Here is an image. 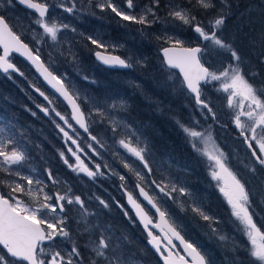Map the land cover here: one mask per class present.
Returning a JSON list of instances; mask_svg holds the SVG:
<instances>
[{
	"label": "snow or ice",
	"instance_id": "snow-or-ice-1",
	"mask_svg": "<svg viewBox=\"0 0 264 264\" xmlns=\"http://www.w3.org/2000/svg\"><path fill=\"white\" fill-rule=\"evenodd\" d=\"M15 4L26 6L37 15L23 27V31H19L17 25L10 24L9 18L0 13V72L9 79L13 78V74L27 79L25 72L14 62L13 54L18 53L58 94L50 98L37 83L29 81L32 92L46 102L33 101L35 107L52 121L65 138L67 153L59 151L63 164L77 175L83 173L94 183L97 179L118 178L119 189L127 197V205L143 224L148 243L160 255L163 264H213L200 245L182 235L183 226L171 205H175L181 213L190 210L199 216L207 222L211 236L224 242L227 238L220 234L217 227L220 221L207 214L186 182L172 174L171 159L157 160L143 132L126 118L127 101L109 102L108 99L100 100L82 94L69 74L60 71L61 62L67 61L76 66L77 75L81 74L77 53L73 51L75 45L59 35L66 31L76 34V28L50 17L47 0H0V8L5 10ZM54 6L69 14L97 8L101 12L110 10L121 21L140 25L142 36L154 39L158 45H167L160 50L164 65L179 70V84L176 86L182 92L186 90L194 99V111L205 122L212 121L203 130H199L201 122L195 118L191 125L186 126L180 121L177 124L193 151L214 162L210 175L217 181L216 186L226 199L231 216L242 225L238 230L248 238L250 247L246 252L249 264H264V225L258 226L256 222V217L264 212V90L251 82L261 74L248 67L236 43L241 37L230 38L227 35L229 20L239 12L242 38L249 41L252 49L259 45L257 63L264 65V0L258 3L249 0L243 5L240 0H187L185 5L175 4L172 0L167 4H163L162 0H149L142 8L136 0H123L122 5L116 0H87L86 4L80 5L77 0H54ZM162 7L167 9L168 18L179 21L195 34L198 41L195 47H185L186 41L178 31L165 29L154 34L146 31L161 22L159 13ZM241 7L243 11H240ZM201 12L210 17L206 23L200 18ZM257 23L260 25L259 33L250 37L244 28L255 32ZM29 32L31 39L26 37ZM78 35L83 36V33ZM86 40L100 49L94 55L105 65L122 68L144 65L142 59L113 55L112 52L120 45H110L91 35ZM213 54L226 59L220 69L211 70L210 65L202 62L205 56ZM83 79L87 81L89 77L84 75ZM216 83L220 85L217 91L228 93L229 108H235L234 98L242 97L241 110L233 114L232 124L237 133L236 139L245 149V158L239 163L247 175L233 170L232 158L213 139V125L225 129L229 127L227 123L220 122L210 96L206 95L207 87ZM60 97L70 108V117L56 108L54 100ZM29 99H32L31 95ZM24 109L33 117L37 116L31 108L24 106ZM26 139L27 134L22 127L11 120L3 122L0 118V185L9 189L7 196L0 193V264H135L126 252L127 235L117 234L112 224L100 220V211L110 212L113 207L119 208L126 218L132 220L127 207L115 198L108 200L93 194L88 201H97L98 209L90 211L85 199L73 193L70 186L64 191H46L48 184L36 174L35 167H30L28 174L22 171L30 165L24 143ZM201 143H211L213 152L202 149ZM105 152L112 156L113 161L119 162L123 171L104 159ZM81 155L94 166L85 164ZM97 159L104 162L96 163ZM44 171L47 181L53 186L61 183L51 168ZM137 192L138 195L135 194ZM19 196H28L34 206L27 205ZM72 210L76 212L75 216H69ZM73 220L76 223L75 238L70 227ZM153 229L159 230L160 234ZM84 237L82 247L79 240ZM65 241L71 242L67 250L60 247V243ZM174 241H179V245ZM178 246L183 247L185 255L175 251ZM243 249L240 242L232 241L229 249L233 253L231 264H244L239 255Z\"/></svg>",
	"mask_w": 264,
	"mask_h": 264
},
{
	"label": "rangeland",
	"instance_id": "rangeland-1",
	"mask_svg": "<svg viewBox=\"0 0 264 264\" xmlns=\"http://www.w3.org/2000/svg\"><path fill=\"white\" fill-rule=\"evenodd\" d=\"M56 2H58V0H56ZM148 2L149 1L136 0V3L141 8L144 5L148 4ZM77 3L78 5L86 4L87 0H77ZM49 4L50 17L56 18L57 22L67 23L76 28V34L72 33L71 31H66L59 35L62 39L71 40L73 42V44L75 45L73 51L77 53L78 61L82 60L85 57L91 59L92 57L90 55L94 54L95 51L100 50L96 49L94 45H91V43L86 40V37L89 35L98 37L103 41L108 42L110 45H120V47L116 48L112 53L124 52V55L121 56L122 58L131 57L133 60H144L143 66L134 64L132 68L120 70L123 71L122 76H124V84L110 82L109 87L113 89L115 88V85H119L123 89H127L126 92L125 90H123L120 95L123 99H126L128 101V96L130 98L139 96L133 95L134 90H132L133 86H138L137 89L139 93L142 94V97L145 99L146 103L141 99L139 101H136L133 106H130L128 104L129 108L128 112L125 114L126 118L130 120L132 114L131 111L139 115L141 113L150 114L148 107H144V104H147L150 107L151 117H153L151 121L155 122V124H159L162 127V129L159 130L155 129L154 125L145 123L147 128L154 132V138L152 143L150 144L151 149H153L152 152L156 155L158 161L161 159H171L172 174L174 176L180 177L183 181H185L193 196L201 202L205 212L216 217L220 221L217 227L220 230V234L224 235L227 240L221 242L217 238L212 237L209 232L207 222L203 221L199 216L195 215L190 210L187 213H181L178 209L175 208V205H171L179 218V222L183 226L182 234L185 235V239L195 241L198 245H200L202 251H205L209 254V259L213 261V264H231L233 253L229 251V249L232 247L233 240L238 241L244 246V249L239 254L240 259L244 261V264H249V258L247 257L246 252V249L250 247L248 238L240 230H238V228H242V225H239V222L231 216L230 208L227 205L226 199L219 192L216 186L217 181L213 180L210 175L211 165L214 162L210 161L207 156L200 155L199 153L193 151L190 144L188 143V139L186 138L185 133L177 124V121H180L181 123L188 126L191 125L195 118L199 119L201 122V128L199 130H203L207 128L209 124H212V121L209 120L205 122L204 118L200 116L198 112L194 111V99L187 94L186 90L182 92L176 86L179 84V79H177L179 75L175 71L167 69L163 65L160 56H157L156 52L152 51L156 44L155 40L149 39L146 36H142L141 33L139 34V29L141 28L140 25L120 20L122 27V42L115 40L114 37H111V41L108 37L103 36L104 26L102 28H99L101 26L100 22H103V13L108 14L109 12L110 15L112 14L114 16V14L111 13L110 10L101 12L97 8L91 9L90 11H80L74 14H69L67 12H64L63 9L55 7L54 0H49ZM1 10L3 11L4 9L1 8ZM7 10L8 12H5V15L11 16V8ZM138 10L139 9H137V11ZM92 12H94L95 14L93 15ZM159 14L161 17V22L156 23V25L154 24L149 29H146L149 34L160 33L165 29H167L169 32L178 31L180 32L182 38L186 41L184 46H196L198 41L195 39V34L191 32L186 26L181 25L180 22L176 23V21L170 20V18L167 17L166 8L163 12L160 11ZM24 15L27 20L23 16H18V20H15L13 18L14 23L18 26L19 29H23L24 26L29 25L30 21L33 20L31 16L27 14ZM115 18L117 19L118 17ZM165 20H167L168 22L164 23ZM171 25L176 30H171ZM78 33H83V36L78 35ZM27 36L29 37V39H31L30 32L27 33ZM64 46L67 47V44H65ZM142 50H146L147 52L140 53ZM215 56V54L212 55V57ZM146 57L153 68V70L151 71L144 69L147 65V63L145 62ZM209 59L210 56H208V60ZM85 65V63L79 65L81 74L77 75V72L74 70V68L76 67L75 65H72L67 61H62L60 64V71L67 72L69 74L73 83L82 94L95 96L100 100L108 99L105 97L103 98L102 93L89 92L90 90H92V88H90V84H92V86H95V79H101L103 74H101L102 70H99L95 65H93L92 62H90L86 66ZM216 65H219V63H216ZM141 69L145 73V76H148L153 72L157 73V79H153V82H150L148 80L146 81L145 77L140 78L138 75ZM0 73L4 74L2 72ZM106 74L110 75V73ZM30 75L33 77L24 79L14 74L13 78H15V80L13 83L17 86L21 85V87H19L20 91L10 90L8 92V98H10L11 100H13L15 97L16 100L20 98L21 100L18 103L31 108L32 111H36L37 116L33 117L29 112L25 111L24 108H19V105L17 103L15 104L16 109L8 107L6 108L7 112H3L2 114L0 113V118H2L3 122L11 120L12 122L16 123L18 127H22L27 134V139L24 141V143L26 145V151L30 156V165H26L22 169V171L25 174H28L30 167H35L37 169L36 174H38L40 178H42L45 183L48 184V187L50 189L47 188L46 191L50 193L56 191H64L67 187L70 186L73 193L81 195L82 198L85 199L90 211H96L98 209L97 201H95L94 199L92 201H88V197L92 196L93 194L99 195L102 198L108 200L115 198L121 202V199H119L121 197V194L119 193L120 181L118 180V178L97 179V181L94 183L89 180V178L83 173L77 175L70 171L67 166H65L60 160L59 151H65L67 153L65 138L63 137L62 133H56V127L52 123V121L49 118L45 117L43 113H40L39 110L35 107V103L46 102H41V99H38L36 96L33 97L27 90L29 81H31L32 83H37V79H39L33 71ZM84 75H87L89 77V80H84ZM174 80L175 85L173 84ZM91 81H95V83H92ZM146 83H151V85L153 86V88L149 90V92L140 90V85ZM219 87V83H216L215 86L211 88L207 87L206 95L210 96L220 122L222 124L227 123L229 127L222 130L213 125L212 136L215 143L221 148V150L229 154L232 158L231 167L233 168V170H239L247 175L246 170L243 169V166L239 163L241 159L245 158V149L241 142L236 139L237 133L234 125L232 124L233 114L241 110L240 103L242 101V97L238 96L234 98V104L236 106L235 108H229L227 106L228 93L217 91ZM165 92L168 94L169 98H164ZM47 94L49 96L52 95L49 92ZM29 95L32 96L31 100L29 99ZM108 95H111V93L109 92ZM112 100L115 99H108L109 102H111ZM33 101H35V103ZM54 104L58 111L69 116V112L60 98L54 100ZM19 110H23V112L25 113V116H23V118H21L22 115ZM180 111L185 115V117L180 115ZM173 112H176L175 117L173 115ZM242 119L244 118L242 117ZM150 130H148L146 133L145 131L143 132L145 138L146 136H151ZM69 132L70 134H72L71 130H69ZM178 135L181 136V138L177 137ZM67 143L70 144V142ZM72 147L75 148L74 145ZM200 147L202 149L206 148L209 153L213 152L211 143L207 145L201 143ZM187 150L191 153V156L189 157L187 154ZM81 159L84 160L85 164L89 165L90 167L94 166L90 164L89 160L83 155H81ZM104 159L110 163H114V166L117 169L123 171V169L119 165V162L113 161V158L109 153H104ZM72 162L75 163L74 158H72ZM103 162L104 160H96V163ZM165 166L167 167V165ZM46 168H51L53 170L54 175L60 178V184L53 186L50 181H47L46 173L44 171ZM61 171L67 174L69 179H66L62 174L58 175V173ZM195 175H202V178L204 179V184L203 186H201V188L204 189L207 193L204 192L202 196L196 195L194 193L193 189H195V187L193 186L192 181L195 179ZM65 181L67 182L66 184L64 183ZM75 184H79V186L82 188L80 190V193L75 190ZM0 186L3 188L4 193L7 195L9 189L4 185ZM208 194L210 196V200L207 198ZM19 198L23 199L27 205L34 206L32 200L28 196H19ZM114 210V207L110 212L108 210H101L100 220L106 224L110 223L109 221H113V219L115 218ZM75 215L76 212L74 210L69 212V216ZM121 220L125 222V225L123 227L126 228L121 232L117 229L115 230L118 234L124 232L125 234H123L127 235L129 242L126 244V252L128 254L130 252L129 246L132 241H136V243L138 244H143L144 242L140 233H138L133 226L135 220L134 222L130 221L123 215V213L121 216ZM256 222L258 226L264 225V212H261L260 215L256 217ZM70 227L74 233L75 238V220L71 222ZM134 236H137V238ZM85 239L86 237L79 240V243L82 247ZM60 247L64 250H67L71 247V242H61ZM85 255H87L86 252ZM132 257L133 256H131V258ZM132 259L135 261V264H143L140 258ZM257 264H259V262H257Z\"/></svg>",
	"mask_w": 264,
	"mask_h": 264
},
{
	"label": "trees",
	"instance_id": "trees-1",
	"mask_svg": "<svg viewBox=\"0 0 264 264\" xmlns=\"http://www.w3.org/2000/svg\"><path fill=\"white\" fill-rule=\"evenodd\" d=\"M142 1H149V0H142ZM255 1H256V3L259 2V0H255ZM168 2H169V0H162L163 4H167ZM172 2L175 3V4H180V5L187 4V0H172ZM248 2H249V0H240L241 5H243L244 3L246 4ZM121 3H122V0H121ZM164 10H165V8L162 7L160 11L163 12ZM243 10H244L243 7H241L240 11H243ZM11 11H12V15L11 16H7V17L9 18L10 24H13V25H16L14 23V21H13V18L15 20H18V16H23L26 19L24 14H27V15L31 16L33 19L35 18L32 14H30L27 11H24L22 8H20L16 4L11 8ZM5 12H8V10L4 9L2 11L1 8H0V13L5 14ZM199 15H200V18L205 21V23L210 18L209 16L204 15L202 12L199 13ZM238 16H239V12H237L235 15H233V17L229 20L228 25H227V35L230 38L233 37V36L241 37V38H238L236 40V43H237V46L240 48L241 52L243 53L244 58H245V60L248 63V67L261 74V75L257 76L254 80H252L251 82L258 89L264 90V65L257 63V56L260 54L259 45L255 49H252L248 45L249 41L247 39H243L242 38V33L239 31L241 25H240V21L238 20ZM31 21H30V23H31ZM177 22L179 23V21H176V23ZM170 29L171 30H176V29H174V27L172 25H171ZM18 30L19 31H23V29H19V28H18ZM259 30H260V26H259L258 23L256 24V31L255 32H252L247 27L244 28V31H247L248 35L250 37L257 36L258 33H259ZM139 34H140V32H139ZM26 37H27V39H29V37L27 36V33H26ZM163 46H166V45H158L156 43L155 46H154V49L152 51L156 52V55L158 56L159 55L158 51ZM46 51H47V49H46ZM144 52H147V51L146 50H142L140 53H144ZM122 53L124 55V52H122ZM90 62H93V60L90 59V58L88 59L87 57H85V58H83L82 60L79 61V65L80 64H84V63L87 65ZM145 62L147 63V65H146V67L144 69H147L149 71L153 70L149 60H147V57L145 58ZM202 62H205L206 66L210 65L211 66V70H216V69H220L221 65L223 63H226V59L223 56L222 57H216V56L212 57V56H210V59L208 60V56H205L203 58ZM216 63H219V65H216ZM22 69L25 72V75H26L27 79L33 77V76L30 75V74H32V72L29 71L27 68H23L22 67ZM142 69L139 71V75H138L140 78L145 77V78H148V80H152V81H153V79H157V73L153 72V73H150V75L145 76V73L143 72ZM106 73H109V72H106ZM106 73L104 71H101V74H103L101 79H95L96 80L95 86H97V87L94 90L93 89L90 90L89 92H91V93H100L97 88L99 86L105 85V84H107L109 86L110 81L111 82H116L117 84H124V79H123L124 76H122L123 71H119L116 74L110 73V75H107ZM3 75L4 74L0 73V113L2 114L3 112H7L6 108H8V107H12V109H16V107H15L16 103L19 105V108H24L23 104H19L18 103L21 100L20 98H18L17 100H16V97L13 100L8 98V92L10 90H9V87H8V84H7L6 80H9L10 82L13 83L15 78L9 79L8 77L3 76ZM90 86H92V84H90ZM209 86L213 87L212 85H209ZM141 99L144 100L142 97H136V101L137 100L139 101ZM145 103H146V101H145ZM146 106L148 107V109L150 111V114H142L141 113L139 115V114H136L133 111H131L132 114H131L130 121L133 122L141 131L143 130L142 132L145 131V133L148 131V128H146L145 123H149L150 125H154L155 129H159V130L162 129V127L159 124H155V122L151 121V119L153 118V117H151V109H150V107L147 104H144V107H146ZM19 112L22 115L21 118H23V116H25V113L23 112V110H19ZM232 130H234V129H232ZM187 154H188V157L191 156V153L188 150H187ZM60 174L64 175L66 179H69L68 175L65 174L64 172L61 171V172L58 173V175H60ZM199 176L201 177V175H199ZM48 189H50V188L48 187ZM81 189L82 188L79 186V184H75V190L78 193H80ZM0 190H1V193L6 195L4 193L3 188L1 186H0ZM114 212H115V215L119 214L117 210H114ZM124 225H125V222L123 221L122 226H124ZM137 232L140 233L141 237L143 238V242L144 243L143 244L142 243L138 244V243L132 241L130 246H129L130 252L128 254L133 256L132 258H135V259L140 258L143 264H160L158 259H157V257L147 247V245L145 243V240H146L145 236L143 235V233L141 232L139 227H138Z\"/></svg>",
	"mask_w": 264,
	"mask_h": 264
},
{
	"label": "flooded vegetation",
	"instance_id": "flooded-vegetation-1",
	"mask_svg": "<svg viewBox=\"0 0 264 264\" xmlns=\"http://www.w3.org/2000/svg\"><path fill=\"white\" fill-rule=\"evenodd\" d=\"M38 2H42V0H38ZM116 3L117 4H122L121 3V0H116ZM50 5V4H49ZM33 15V14H32ZM34 16V15H33ZM35 17V16H34ZM102 17H103V22H100V27L99 28H102L103 26V28H104V33H103V36H105V37H108L109 38V40H111L112 41V39H111V37H114V39L115 40H117V41H119V42H122V27H121V23H120V19L119 18H115L112 14L110 15V13L108 12V18H107V15L106 14H104L103 13V15H102ZM87 25H89V24H87ZM100 51V50H99ZM112 54H115V55H119L120 57L123 55V53L122 52H117V53H112ZM93 55L94 54H92V55H90L92 58V60H93V65H95L99 70H102V71H104V72H109V73H113V74H116V73H118L119 72V70H117V69H114V68H108V67H106V66H104V65H101L100 63H98L95 59H94V57H93ZM13 59H14V62L17 64V66L18 67H20L21 69H22V67L23 68H27L29 71H31V69L24 63V62H22L21 60H19V59H17L16 57L14 58L13 57ZM23 70V69H22ZM32 72V71H31ZM3 76H6V77H8L6 74H4ZM13 77H14V74H13ZM148 80V78H146V81ZM148 81H150V82H153L152 80H148ZM6 82H7V84H8V87H9V90H15V91H20L19 90V87H21V85H16V84H14V83H12V82H10L9 80H6ZM111 82V81H110ZM37 84H38V86H40L41 88H42V90H44L45 92H49V90H48V88H47V86H46V84L43 82V81H41V79H37ZM27 86V85H26ZM26 86H25V88H26ZM137 87L138 86H136V87H132V90H134L133 91V95H139V96H136V97H142V94H140L139 93V91H138V89H137ZM90 88H92L93 90L96 88L95 86H90ZM153 88V86L151 85V83H149V84H141L140 85V90H142V91H144V92H149V90H151ZM98 90H99V92L100 93H102V97L104 98H108V99H115V100H120V99H123L122 98V96L120 95L121 93H122V91L123 90H125V92L127 91V89H123L122 87H120L119 85H115V88H110L107 84H105V85H101V86H99L98 88H97ZM27 90L29 91V93L33 96V97H37L38 99H42L41 97H39L38 96V94H35V93H33L32 92V90H31V88L29 87V85H28V87H27ZM111 93V95H108V93ZM189 95V94H188ZM51 97H53V95H50V98ZM136 97L135 98H130L129 96H128V101L126 100V99H124V100H126L127 101V103L130 105V106H133L134 105V103L136 102ZM143 98V97H142ZM164 98L166 99V98H169V96H168V94L165 92V94H164ZM144 99V98H143ZM165 99H163V100H165ZM145 100V99H144ZM138 101V100H137ZM41 102H42V100H41ZM162 102V101H161ZM160 102V103H161ZM195 108V107H194ZM162 113H163V111H162ZM180 113V115H182L183 117H185V115L180 111L179 112ZM175 114H176V112H173V115H174V117H175ZM69 117H70V115H69ZM146 125V124H145ZM217 128H219V129H222V130H224L225 128H222L220 125H215ZM146 128H147V126H146ZM55 130H56V133L58 134V129H56L55 128ZM148 130H150V129H148ZM151 131V130H150ZM177 137H179V138H181V136H177ZM153 138H154V133L151 131V136L150 137H148V136H146V139H147V141L149 142V145L152 143V141H153ZM153 150V149H152ZM194 180L192 181V183H193V185L196 187V191H195V194L196 195H200V196H202V194L204 193L203 191V189L201 188V186H203V181H204V179L202 178V175H201V177L199 176V175H195L194 176ZM120 190V189H119ZM206 192V191H205ZM119 193L121 194V197L119 198V199H121V204H124L125 205V202H124V197H123V195H122V193H121V190L119 191ZM207 193V192H206ZM137 194V193H136ZM207 198L210 200V196H209V194H208V196H207ZM126 206V205H125ZM114 209L115 210H117L118 211V215H117V217L120 219V221L123 223V221L121 220V216H122V212H121V210L119 209V208H116V207H114ZM129 211V210H128ZM129 214H130V216L131 217H133L132 216V214L130 213V211H129ZM150 215H151V213H150ZM130 221H134V219L132 218V220H130ZM110 222V224H112L113 226H114V224H113V221H109ZM122 223L121 224H118V226L120 227V228H122V229H125L126 227H123L122 226ZM133 226L135 227V230L137 231L138 230V225L134 222V224H133ZM114 228L115 229H117L115 226H114ZM175 243V242H174ZM160 263V262H159Z\"/></svg>",
	"mask_w": 264,
	"mask_h": 264
},
{
	"label": "water",
	"instance_id": "water-1",
	"mask_svg": "<svg viewBox=\"0 0 264 264\" xmlns=\"http://www.w3.org/2000/svg\"><path fill=\"white\" fill-rule=\"evenodd\" d=\"M17 5H18L20 8H22L23 10L28 11V12L34 14V15H37L33 10L27 9L26 6H24V5H19V4H17ZM192 47H195V46H192ZM158 53H159V55L161 56L162 61H164V56H163L162 51L159 50ZM13 55L18 56V57L22 58L23 60H25V59H24L23 57H21L18 53H14ZM113 55H115V54H113ZM93 57H94V59H95L98 63H100L101 65H104V66H106V67H108V68H114V69H117V70H126V69H127V68H122V67H119V66H109V65H105V64H103L102 62L98 61V60L96 59L95 55H93ZM25 61H26V60H25ZM26 62H27V61H26ZM27 63H28V62H27ZM28 64H29V63H28ZM163 64H164V63H163ZM29 65H30V64H29ZM30 66H31V65H30ZM164 66L167 68L166 65H164ZM31 68L35 71V69H34L32 66H31ZM167 69H169V68H167ZM170 70H173V71H175L178 75H180L178 69H170ZM35 72H36V71H35ZM36 73H37V72H36ZM37 74H38V73H37ZM38 75H39V74H38ZM43 82H44V81H43ZM44 83H45V82H44ZM45 84H46V83H45ZM46 86H47V88L49 89V91H50L51 93H53L54 95L58 96V94H56V93L54 92V90L50 88V86H48L47 84H46ZM41 98H42V97H41ZM42 99H43V98H42ZM60 99L63 101V98H62V97H60ZM63 103H64L65 106L68 108L66 102L63 101ZM68 110H69L70 115H71V110H70V108H68ZM73 123H74V122H73ZM76 127L78 128V125H76ZM80 131L82 132L83 130L81 129ZM0 193H1V191H0ZM141 199H142V198H141ZM144 203L146 204V201H145ZM149 207H150V206H149ZM133 212H134V217H135L136 221H137L141 226H143V224L140 223L139 219L136 218V216H135V211H134V210H133ZM174 242L177 243V244L179 245V241H174ZM147 244H148L149 248H150V249H151V250L157 255V257L159 258L161 264H163V261L161 260L160 255L155 251V249L152 247V245H150V244L148 243V241H147ZM179 247H180L181 253H179L176 249H175V251L178 252L180 255H185L184 250H183V247H182V246H179Z\"/></svg>",
	"mask_w": 264,
	"mask_h": 264
},
{
	"label": "bare ground",
	"instance_id": "bare-ground-1",
	"mask_svg": "<svg viewBox=\"0 0 264 264\" xmlns=\"http://www.w3.org/2000/svg\"><path fill=\"white\" fill-rule=\"evenodd\" d=\"M17 5V4H16ZM18 6V5H17ZM28 12V11H27ZM30 13V12H29ZM13 57L15 58H17V59H19V60H21L22 62H24L30 69H32L31 68V66L25 61V60H23L22 58H20V57H18V56H15V55H13ZM32 71L34 72V74L39 78V75L32 69ZM120 71V70H119ZM39 79H41V81H43L42 80V78H39ZM157 93V92H156ZM194 186V185H193ZM195 187V186H194ZM194 190V193H195V191H196V187H195V189H193ZM203 192H205V191H203ZM121 193H122V195H123V197H124V202H125V205H126V207H127V209L130 211V213L132 214V216H133V218H134V220H135V217H134V212H133V209L129 206V205H127V197L123 194V192L121 191ZM137 195H138V192H137ZM155 219H157L158 220V217H155ZM137 224H138V227L140 228V230H141V232L143 233V235L145 236V243H146V245H147V247L149 248V246H148V244H147V241H148V236H147V232L145 231V229H144V226H141L137 221H135ZM122 222L120 221V219L117 217V215H115V218L113 219V224H114V226L117 228V230H119L120 232L121 231H123L124 229H122V228H120L119 226H118V224H121ZM153 231L155 232V233H157V234H160L159 233V230H156V229H153ZM124 233V232H123ZM129 233V232H128ZM118 234V233H117ZM125 234V233H124ZM135 235V234H134ZM133 236V235H132ZM130 237V236H129ZM134 237H136L137 238V236H134ZM133 240V239H132ZM136 242V241H135ZM178 245V244H177ZM149 250L157 257V255L149 248ZM176 250L177 251H179L180 250V247L178 246L177 248H176ZM157 259H158V257H157Z\"/></svg>",
	"mask_w": 264,
	"mask_h": 264
}]
</instances>
